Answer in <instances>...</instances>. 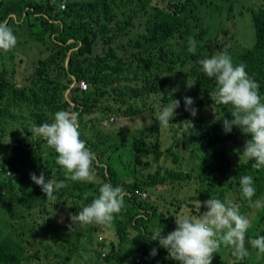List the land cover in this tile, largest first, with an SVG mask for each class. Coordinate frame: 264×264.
Masks as SVG:
<instances>
[{"label": "trees", "instance_id": "obj_1", "mask_svg": "<svg viewBox=\"0 0 264 264\" xmlns=\"http://www.w3.org/2000/svg\"><path fill=\"white\" fill-rule=\"evenodd\" d=\"M12 14L16 22L9 19ZM240 21H250L249 27L241 30ZM3 22L9 27L18 24L13 27L22 31L23 37L29 35L42 43L50 54L34 63L33 73L21 88L4 75L0 79V264H71L80 259L81 245L99 248L95 263L118 264L116 254L121 252L124 260L123 244L132 241L129 229L141 234L146 247L140 263L132 264H151L153 248L158 250L157 258L168 256L166 249L150 239L154 229L162 225L167 234L177 227L175 217L181 211L195 216L207 211L199 204L193 206L196 200L227 198L237 205H252L240 190L244 175L253 177V202L264 195V169H253L255 161L240 160L249 137L236 127L229 134L224 132L222 120L231 118V109L213 105L210 94L216 81L207 77L198 63L227 52L234 57V65L245 64L264 97V0H21L0 16ZM247 33L253 39L249 48L236 40L240 36L243 44ZM190 37L196 41L195 54L188 51ZM72 75L90 84L87 92L72 91L74 107L65 97L74 82ZM182 81L192 84L185 97L193 98L198 109L210 110L214 120L207 123L204 116L185 127V121L174 118L170 124L173 143L163 151L160 133L164 128L159 126L153 106H148V97ZM175 97L166 96L163 101L171 103ZM177 99L184 104V97ZM144 108L146 114L153 113L152 123L133 138L134 159L126 170L130 183L121 184L109 156L119 150L118 145L114 151L99 149L105 148L106 142L101 135L95 138L86 133L94 122L86 118L95 113L138 116ZM61 110L79 113L80 138L96 156L94 182L67 179L65 170L55 162V151L43 139H31L33 126L53 122L54 114ZM174 148L182 150L175 152ZM183 150L190 151L189 160L195 162V168H182L187 166ZM197 151L201 153L199 162L194 160ZM150 155L161 167L164 156L180 168L164 167L144 176L139 167H150L151 163L143 160ZM41 172L47 179L67 184L54 192L55 200H47L31 180L32 173L39 177ZM230 178L234 179L228 183ZM192 180L199 182L196 200L179 198V205L174 199L169 204L172 212L160 214L149 204L147 189ZM110 181L126 193L112 226H75L70 215L90 204L99 195V187ZM259 225L264 226V214ZM114 230L120 242L113 240L107 246L104 240ZM259 236H264V230L248 241ZM227 251L228 262L219 259L220 264H264V259L250 261V257L237 261L232 248Z\"/></svg>", "mask_w": 264, "mask_h": 264}, {"label": "clouds", "instance_id": "obj_2", "mask_svg": "<svg viewBox=\"0 0 264 264\" xmlns=\"http://www.w3.org/2000/svg\"><path fill=\"white\" fill-rule=\"evenodd\" d=\"M16 44L17 37L12 29L7 23H0V50L7 52ZM188 44V51L195 54L196 41L190 37ZM198 63L203 73L216 81V89L210 94L213 105L229 106L231 109V118L222 120L224 132L229 134L233 127H236L249 137L240 154V160L255 161L252 164L253 169H264V97L259 93V84L248 75L245 64L234 65L227 52L200 59ZM187 67L190 68L191 65ZM175 91L173 90V93ZM194 103L193 98L184 97L185 111L193 118L198 113V109L193 107ZM180 104V100L172 99L171 103L159 108L156 119L160 127H170ZM149 123L151 119L148 120ZM189 124L193 126L192 121L183 123L185 127ZM30 133L31 139L41 138L48 148L55 151V162L65 170L67 179L73 182L95 181L93 162L96 156L80 138L78 112L57 111L53 122L33 126ZM30 178L41 187L47 200H55L54 192L67 187L64 181L47 179L43 172L39 177L32 173ZM233 179L230 178L228 183ZM239 184L244 198L256 208H264V197L253 202L256 189L252 176H242ZM125 195L122 187L105 182L99 187V195L77 214H71L70 219L75 226L97 224L111 227L116 215L124 206ZM201 207L207 211L200 212L198 216L177 215L175 230L165 234L163 226H158L150 239L166 249L168 259L176 264H212L214 253L221 246L231 247L232 255L237 261L249 256L245 241L251 221L241 214L239 205L227 198L222 201L211 197L206 201H199V208ZM248 242L253 249L258 250V254H264V236ZM157 253L158 250L153 248L150 255L155 257Z\"/></svg>", "mask_w": 264, "mask_h": 264}, {"label": "rangeland", "instance_id": "obj_3", "mask_svg": "<svg viewBox=\"0 0 264 264\" xmlns=\"http://www.w3.org/2000/svg\"><path fill=\"white\" fill-rule=\"evenodd\" d=\"M21 0H0V16L7 12L8 10L14 8L16 4ZM16 22V19H14ZM15 22L10 24L11 26L16 24ZM240 29L244 30L245 28L249 27L248 21H240ZM5 23V22H3ZM18 25V24H16ZM13 27V26H12ZM14 34L17 37V44L16 46L7 51L4 52L3 50H0V79L1 75H4L5 78L16 81L17 86L21 88L25 83H27L28 78L34 71V63H37L40 60H43L44 58H47L50 54V51L46 49V47L40 43L36 42L33 39L30 38L29 35L23 37L22 31L19 29L12 30ZM247 36L244 38V42L242 44L243 38L238 36L236 40L244 47L249 48L253 42L252 35L246 34ZM21 40V42L19 41ZM231 40V38H230ZM20 42V43H19ZM240 47L243 49V47ZM96 51H100V48H97ZM232 61L234 57H231ZM70 61V53L66 61V66L68 67V63ZM72 78L74 82L71 84L70 88L66 91L65 97L66 100L71 104L72 107L75 106V103L71 100V93L73 90L77 89V83L80 80H77L75 76L72 75ZM85 80V79H81ZM86 81V80H85ZM87 82V81H86ZM88 83V82H87ZM89 84V83H88ZM189 84V85H188ZM90 88V84H89ZM88 88V90H89ZM192 88V84L189 82H179L173 86L166 87L162 89L161 93L157 95L156 97H148L149 105H152L155 109L154 112L156 113L154 115H157V112L159 111V108H162L164 105H167L169 103H166L163 101V98L171 94V96H176L175 98H183L187 96ZM87 90V91H88ZM173 90H176L173 93ZM70 100V101H69ZM73 103V104H72ZM138 106H141V103L138 104ZM147 106V107H148ZM194 106V105H193ZM146 107V108H147ZM195 107V106H194ZM144 108L142 114L138 116H125V115H117L115 113H107L105 115H101L100 113H95L90 115L86 118L87 121H94L93 124L89 123V126L86 128V133L89 136H93L96 138V136L101 135L103 137V140H105V148H99V149H108L110 151H114L116 148V145H118L119 150L109 154L112 162L115 164V167L117 169V178L122 180L121 184L123 183H130L129 178L130 175H128L127 167L129 166V163L133 161L134 159V152H133V138L138 136L143 129L150 127L152 123L151 114H146ZM197 108V107H195ZM198 109V108H197ZM202 110L198 109L197 118H193L189 112L185 111V105L180 104V107L176 109V115L174 118L179 119L180 121H196V120H204L203 117L205 116L207 119L204 121L207 123H210V121L214 120V117L212 116V112L210 110ZM215 111L213 110V113ZM151 119V123L148 124V120ZM80 128V125H79ZM173 128H164L161 129L160 137H161V145L162 150L167 151L166 148H168L172 143L173 140L171 139V134ZM193 147L191 148V150ZM182 149H173V151H181ZM182 154L185 157L187 166L183 165L182 168L186 170H191L195 168V162H191L189 160L190 151L189 150H183ZM164 157V156H163ZM162 162L164 167L167 169H174L178 170L179 164H174L173 160L170 158H163ZM201 157L200 152H196V156L194 158L195 161L199 162L198 158ZM144 161L151 163L150 167L144 168L139 167L140 171L144 176H148L149 174H154L157 171H160L161 169L164 170V167L160 166L159 164H156L154 162L153 156H147L143 158ZM97 182H100V180H97ZM86 183V182H83ZM111 183V181H110ZM264 183V181H263ZM121 186V185H120ZM215 191L214 189H212ZM146 192L149 194V204L156 208L158 213H167L168 211L172 212L170 210L171 202L175 201L178 202L180 205L182 203V200L179 198L187 199L188 201H191L190 198L193 200H196L195 197L199 195V182L196 180H192L189 182H175L174 184L166 183L163 186H158L157 188H150L147 189ZM217 192V190H216ZM264 197V195L262 196ZM210 199V198H208ZM197 203H194L193 206H198V200H196ZM240 212L242 215H246L251 223L250 227L248 229V232L246 234V241H245V247L249 252V256H247V259L250 257V261L254 260H260L262 261L264 259V255L258 254L257 249H253L251 244L248 242L249 237L257 236L261 233V231L264 230V226H260L259 223L261 221V217L264 214V208H256L252 205H239ZM186 210H188L186 207H184ZM197 209V208H194ZM182 211L180 212V214ZM179 214V215H180ZM192 215V214H191ZM130 236L132 238V241L127 243L125 242L123 246L125 248L122 249L123 251V257L119 254L121 252H118L116 254L117 259L119 260L118 264H132L133 261H136V263H140L141 253L143 251H146V247H144L143 242L144 239L141 236L140 233L134 232L132 230H129ZM110 235L108 234L107 237L104 240V243H108L107 246H110V243L113 240H116V244L120 242L119 235L116 230H114L111 234V237L108 238ZM221 246V248L214 253L212 264H220L218 262L219 259H222V261H227L230 257L228 255V251L231 247ZM80 250V259L74 260L71 264H97L95 262H98L96 256L97 253L100 252L99 248H92L90 245H81ZM109 252V250H106ZM111 252V251H110ZM112 253V252H111ZM115 255L114 253H112ZM150 255V254H149ZM150 263L151 264H174V262L170 259H168V256L165 258H157V255L155 257L149 256ZM95 261V262H94ZM98 264H108L105 262H100Z\"/></svg>", "mask_w": 264, "mask_h": 264}, {"label": "bare ground", "instance_id": "obj_4", "mask_svg": "<svg viewBox=\"0 0 264 264\" xmlns=\"http://www.w3.org/2000/svg\"><path fill=\"white\" fill-rule=\"evenodd\" d=\"M88 88H89V84L85 80L78 81V83H77V89L81 93L87 92Z\"/></svg>", "mask_w": 264, "mask_h": 264}, {"label": "built area", "instance_id": "obj_5", "mask_svg": "<svg viewBox=\"0 0 264 264\" xmlns=\"http://www.w3.org/2000/svg\"><path fill=\"white\" fill-rule=\"evenodd\" d=\"M61 8L64 9V8H65V5H61ZM8 175H11V172H8ZM142 196H143L144 198L147 197V195H146L145 193H143Z\"/></svg>", "mask_w": 264, "mask_h": 264}, {"label": "crops", "instance_id": "obj_6", "mask_svg": "<svg viewBox=\"0 0 264 264\" xmlns=\"http://www.w3.org/2000/svg\"><path fill=\"white\" fill-rule=\"evenodd\" d=\"M10 18L15 19V18H16V15H15V14H12V15H10L9 19H10ZM12 26H13V25H12ZM12 26H11V29H12V30H16V29H15L14 27H12Z\"/></svg>", "mask_w": 264, "mask_h": 264}, {"label": "water", "instance_id": "obj_7", "mask_svg": "<svg viewBox=\"0 0 264 264\" xmlns=\"http://www.w3.org/2000/svg\"><path fill=\"white\" fill-rule=\"evenodd\" d=\"M7 23V22H6ZM70 101V100H69ZM73 104V103H72ZM106 173H107V175H108V170H107V167H106Z\"/></svg>", "mask_w": 264, "mask_h": 264}]
</instances>
